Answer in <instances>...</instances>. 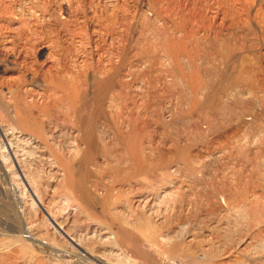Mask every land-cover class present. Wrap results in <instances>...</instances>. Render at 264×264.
Returning <instances> with one entry per match:
<instances>
[{
    "label": "rangeland",
    "instance_id": "1",
    "mask_svg": "<svg viewBox=\"0 0 264 264\" xmlns=\"http://www.w3.org/2000/svg\"><path fill=\"white\" fill-rule=\"evenodd\" d=\"M0 16L4 30L20 26L12 41L0 36V121L20 131L13 143L43 206L89 253L104 264H264V0H0ZM58 64L89 79L120 67V96L106 99L107 116L96 123L111 159L100 148L95 161L82 162L74 150L68 188L27 145L39 135L32 118L7 103L11 87L42 92L45 71ZM119 127L139 129L142 136L128 133L141 136L134 148L156 165L137 176L144 186L120 193L129 182L113 165L125 145ZM66 129L59 140L70 148ZM2 155L0 264H85ZM176 164L180 170L169 173Z\"/></svg>",
    "mask_w": 264,
    "mask_h": 264
},
{
    "label": "bare ground",
    "instance_id": "2",
    "mask_svg": "<svg viewBox=\"0 0 264 264\" xmlns=\"http://www.w3.org/2000/svg\"><path fill=\"white\" fill-rule=\"evenodd\" d=\"M14 7V6H13ZM12 7V8H13ZM16 7V6H15ZM10 7H5L4 8V12H2V18L7 16V12L9 11ZM15 9V8H14ZM13 9V10H14ZM20 9V8H19ZM16 10V9H15ZM1 17V16H0ZM1 18V20H2ZM11 19V17L9 18ZM14 24H6V29L4 30L1 25H0V36H4L5 38H7L9 41H12L14 38V32L17 31V29L20 27H14ZM23 27H27L26 25H22ZM180 27V26H179ZM22 28V27H21ZM21 28L19 29L18 33L20 32ZM3 29V30H2ZM26 29V28H25ZM16 30V31H15ZM22 31H24V29H22ZM22 31L20 32V34H22ZM26 31V30H25ZM24 31V33H25ZM7 34H6V33ZM17 33V32H16ZM23 33V34H24ZM6 34V35H5ZM19 34V35H20ZM22 34V35H23ZM20 37V36H19ZM29 36H27L28 38ZM21 38V37H20ZM26 38V37H25ZM17 39V38H16ZM29 39V38H28ZM30 41V40H29ZM28 41V42H29ZM173 41V40H172ZM178 42V41H177ZM19 44V43H18ZM174 44H172L173 46ZM177 45V44H176ZM49 46V45H48ZM44 47V46H42ZM174 47V46H173ZM172 49V48H171ZM50 52V51H49ZM125 55V53H124ZM122 56V55H121ZM133 56V55H132ZM125 57V56H124ZM130 57V56H129ZM120 58V57H119ZM122 59V57H121ZM129 59V58H128ZM31 60V59H30ZM112 60V59H111ZM109 60V62L111 61ZM118 60V59H117ZM132 60V59H131ZM115 61V60H114ZM112 60V64L114 62ZM127 62V61H126ZM129 62V61H128ZM111 63V62H110ZM118 65V62H116ZM132 63V62H130ZM129 63V64H130ZM111 64V65H112ZM115 64V63H114ZM32 65V64H31ZM109 65V64H108ZM116 65V64H115ZM121 65V64H120ZM113 66V65H112ZM134 66V65H133ZM132 66V68H133ZM110 69V67H109ZM113 69V71H111ZM120 69V67L118 68V66H114V68L111 67V70H109L111 76H107V74L105 75L106 77L104 78H91L89 79L86 74L85 71H80V72H75L72 71L68 68H66L65 66H62L60 64L56 65V67H51L49 69H47L45 72H48L46 77H45V89L42 92H39L35 89L28 91L26 89V91H21L19 89H15V88H10V100L7 101V103L9 105H15V107H17L19 109V111H21V113L27 114L28 117L32 118V122L34 123L36 129H38V136H34L33 138H30V140L32 141H28L26 140V143H28L27 145H30L34 156H36L37 161L38 162H42L43 164L45 163L50 169L52 168L55 171L56 174V178H57V182L61 183L63 182V186L68 185V182H70V178L74 177V172H73V162L69 161L71 158V154H73L72 152L74 150H77V152H79V154H81L82 156V162H87L89 160H93V158H95L97 152H99V149L102 147H100V144L102 143H97V141H99L100 139L98 138L97 135V130H96V123L98 122L97 120H99L98 118L100 117H106L107 113H106V108H105V102L107 98L112 99L111 101H115L116 97L118 98L120 95V89H119V84H118V80H116V77H118V70ZM130 69V68H129ZM128 69V71H129ZM2 71L1 67H0V72ZM106 72V70H104ZM113 72V73H112ZM134 72V69H133ZM196 72V71H195ZM127 74V73H126ZM109 75V74H108ZM129 75V74H128ZM120 76V75H119ZM133 76V75H132ZM119 78V77H118ZM124 80V79H123ZM121 81V80H120ZM125 82V81H124ZM126 83V82H125ZM123 84V81H122ZM128 86V85H127ZM121 87V86H120ZM31 89V88H30ZM119 89V90H118ZM124 89V88H123ZM200 90V88H199ZM32 98L30 99V101L28 99H26V96L29 97L28 94H30L29 92H32ZM124 91V90H123ZM194 91V90H193ZM196 91V90H195ZM126 92V91H125ZM197 92V91H196ZM128 93V92H127ZM31 95V94H30ZM34 96H38V98H43L45 97L46 103L44 105H38V103L35 102ZM128 96V94L126 95ZM3 97V96H2ZM122 97V96H121ZM120 97V98H121ZM125 97V96H124ZM37 98V97H36ZM199 98V97H198ZM197 98V99H198ZM220 98V97H219ZM197 99L195 100L197 102ZM208 99V98H207ZM210 99V97H209ZM199 100V99H198ZM211 100V99H210ZM119 101V100H118ZM212 101V100H211ZM116 102V101H115ZM199 102V101H198ZM118 104V103H117ZM195 104V103H194ZM197 104V103H196ZM2 105V103L0 104ZM4 105V104H3ZM198 105V104H197ZM206 105V104H205ZM209 105V104H208ZM115 106V103H114ZM117 106V105H116ZM196 106V105H195ZM210 106V105H209ZM116 108V107H115ZM219 108V107H218ZM39 109V115L36 116V114H34V112H36ZM109 109V107H108ZM133 109V107H132ZM134 111V110H133ZM181 111V110H180ZM179 111V115L180 113L184 112V111ZM192 111V110H191ZM111 112V111H110ZM181 113V114H182ZM186 113V112H184ZM189 113V112H188ZM22 114V115H24ZM110 114V113H109ZM112 114V113H111ZM176 114V113H175ZM191 114V113H190ZM218 114V113H217ZM48 118V123L45 124V122H43V118L42 116H45ZM131 115V114H130ZM26 116V115H25ZM184 116V114H183ZM26 117V118H28ZM112 117V116H109ZM108 117V118H109ZM131 117V116H130ZM177 117V116H176ZM181 117V116H179ZM29 118V119H30ZM118 118V117H116ZM135 118V117H134ZM137 121L139 120V117H137ZM106 119V118H105ZM131 119V118H130ZM134 120V119H133ZM174 120V119H173ZM176 120V119H175ZM104 121V120H103ZM136 120L132 121L135 122ZM118 122V121H117ZM131 122V123H132ZM113 123V122H112ZM129 123V124H131ZM114 124V123H113ZM128 124V127L130 126ZM136 124V122H135ZM100 125V124H99ZM104 125V124H102ZM115 125L118 126V124L115 123ZM114 125V126H115ZM120 125V124H119ZM132 125V124H131ZM138 125V123L136 124ZM144 125V124H143ZM109 126V125H108ZM107 126V127H108ZM115 126V127H117ZM121 126V125H120ZM134 126V125H133ZM61 127H66L69 131V133L71 134L72 137V146H70V148H66L65 145L63 146L61 144L60 139V134L59 131H61ZM99 127V126H98ZM124 127V126H123ZM121 127V128H123ZM127 127V126H126ZM132 127V126H131ZM137 127V126H136ZM139 127V126H138ZM145 127V126H144ZM120 128V127H119ZM120 128V129H121ZM143 128V127H142ZM64 129V128H63ZM104 129V128H103ZM116 129V128H115ZM132 129V128H131ZM135 129V126H134ZM133 129V131H134ZM129 130V128L127 129H121L117 131L119 134V137H121V141L124 142V146L122 147V149L118 152L117 150V156L116 157V162H114V170L115 173L121 174L122 177L126 180H128L126 184H128V187L125 188L126 186L124 184H122L119 187V193L123 190V191H127V190H132L135 185L137 186H144L143 182L137 181V176H139V173H143L144 176L145 173H149L151 172V163L150 159L151 155L147 156L146 152L142 151V149L136 151L134 147H136V145L134 146V144L136 143H140L137 142L140 141V137L142 136V134H140V132H138V128L136 129L135 133L131 134H138L141 135L139 136V138H135L136 136L132 135V137H130L128 135V133H126V131ZM101 131V130H100ZM104 131V130H103ZM112 131V130H111ZM116 131V130H115ZM144 131V130H143ZM19 132L17 130V128L13 126H11L9 123L8 124H3L0 121V133H1V137H2V144L0 145L1 147V160L5 163L8 161H12L14 163H16L17 165V171L18 173H20V179L23 181V184L27 187V189L29 190L31 196L34 198L35 201H38L41 205H42V209L45 213H47L50 216V220L54 226V228L56 229L57 233L65 237H67L70 241V243L79 248L81 250V252L83 253V255H85L84 257H87L88 259H91L92 261H96L98 263H102L104 264L101 259L97 256V255H93L91 253H89V251L87 250V248H85L84 246H82L79 242V240L77 239V237L75 235L77 234H72L70 232L71 229L67 228L65 229L60 223H58L54 217L50 214V212L48 211V209H46V207L43 206L42 200H41V196L39 195L38 191L36 190V186H35V181L30 178V175H28L27 170H25L22 162L24 161L23 159V155L21 156L22 153L19 154V151L15 148L14 143H13V139L18 137ZM99 132V129H98ZM102 132V131H101ZM108 132V129H107ZM106 133V132H105ZM66 134V133H65ZM130 134V135H131ZM144 134V133H143ZM63 135V134H62ZM101 135V134H100ZM106 135V134H104ZM109 135V134H108ZM117 135V134H116ZM21 136V134H20ZM170 136V135H169ZM168 136V137H169ZM62 137V136H61ZM64 137V136H63ZM100 137V136H99ZM103 137V134H102ZM100 137L102 140L103 138ZM109 137V136H108ZM118 137V138H119ZM116 138V137H115ZM117 138V139H118ZM177 138V137H176ZM17 139V138H16ZM108 139H111V137H109ZM113 139V138H112ZM111 139V140H112ZM120 139V138H119ZM106 140V139H105ZM116 141V140H115ZM114 141V142H115ZM118 141V140H117ZM108 142L110 143V141L108 140ZM113 142V143H114ZM175 142V141H174ZM105 143V142H104ZM119 143V141H118ZM179 143V142H178ZM177 143V144H178ZM116 144V143H115ZM103 145V144H102ZM107 147L108 143H106ZM110 145V144H109ZM114 145V144H113ZM111 145V146H113ZM118 145V144H117ZM120 145V144H119ZM139 145V144H138ZM182 145V144H181ZM121 146V145H120ZM142 146V145H141ZM148 146V145H147ZM146 146V147H147ZM192 146V145H191ZM116 147V145H114V148ZM119 147V146H118ZM117 147V148H118ZM149 147V146H148ZM179 147V146H178ZM178 147L176 149H178ZM105 147L101 148L104 151V155L107 157V151L109 150H105ZM113 148V147H112ZM121 148V147H119ZM139 148V147H137ZM142 148V147H141ZM181 148V147H180ZM179 148V149H180ZM109 149V148H108ZM111 149V148H110ZM150 149V148H148ZM114 150V149H113ZM112 150V151H113ZM26 151V149H25ZM102 151V150H101ZM111 151V150H110ZM147 151V150H146ZM150 152V150L148 151ZM181 152V151H180ZM185 152V151H184ZM26 153V152H25ZM28 153V152H27ZM0 154V155H1ZM107 154V155H106ZM151 154V153H148ZM100 155V154H99ZM102 155V154H101ZM111 154L108 155V157ZM104 158V156H100V158ZM113 157V155H112ZM33 158V157H31ZM111 159V157H109ZM190 158V157H189ZM99 159V158H98ZM106 159V158H105ZM104 159V161H105ZM109 159V160H110ZM108 160V162H109ZM112 160H115L112 159ZM95 161V159L93 160ZM92 161V162H93ZM97 161V160H96ZM103 161V160H102ZM107 161V159H106ZM35 162V160H34ZM36 162V163H38ZM107 162V164L109 165V163ZM111 162V161H110ZM96 163V162H94ZM93 165H97L94 164ZM32 164H34L32 162ZM39 164V163H38ZM65 164V166L67 165L70 171H69V176L67 175L68 172L65 174L68 178L65 180L63 178H60L61 175H63L62 171V166ZM83 164V163H82ZM88 164V163H87ZM105 164V162L103 163ZM106 164V165H107ZM155 164V163H154ZM154 164L152 166H154ZM86 166V164H84ZM102 165V162H101ZM107 165V166H108ZM113 165L110 167V169L113 170ZM100 166V164H99ZM156 166V165H155ZM154 166V167H155ZM82 167V165H81ZM88 167V165H87ZM181 166H178V164L173 165L171 167V169L168 170V172L170 173H177L180 170ZM90 168V167H88ZM31 169V168H30ZM140 171V172H139ZM90 172V171H89ZM114 172V171H113ZM83 175H81V180H83V177L86 178L87 176V170L84 169V172L82 173ZM19 175V174H18ZM91 174L89 173V176ZM151 175V174H150ZM121 177V178H122ZM118 178V177H117ZM122 178V179H123ZM146 178V177H145ZM148 178V177H147ZM74 179V178H73ZM72 181H75V179ZM87 179V178H86ZM71 181V182H72ZM86 181V180H84ZM70 182V183H71ZM66 183V184H65ZM69 183V185H70ZM73 183V182H72ZM147 183H151L148 179ZM62 184V183H61ZM169 184V183H168ZM171 184V183H170ZM68 185V186H69ZM73 185V184H72ZM71 185V186H72ZM75 185V184H74ZM78 185V184H76ZM148 185V184H147ZM145 185V187L147 186ZM150 185V184H149ZM174 185V184H173ZM70 186V188H71ZM78 187V186H77ZM164 187V185H163ZM68 188V187H67ZM72 188H75L72 186ZM143 188V187H142ZM149 188V186L147 187ZM151 189V188H150ZM177 189V188H176ZM72 190V189H71ZM75 190V189H73ZM55 191H57L55 189ZM59 191V189H58ZM171 191V190H170ZM173 191V190H172ZM57 193V192H55ZM60 193V192H59ZM67 193V192H66ZM142 193V192H141ZM151 193V192H150ZM148 193V194H150ZM58 194V193H57ZM61 194V193H60ZM69 194V193H68ZM65 195V194H64ZM147 196V195H146ZM153 195L151 194L150 198H147L149 201L151 200L150 203L151 205L154 204V198L152 197ZM58 197V196H57ZM59 197H62L59 195ZM58 197V198H59ZM148 197V196H147ZM60 199V198H59ZM64 202H66L67 205L70 204V199L68 197H63ZM142 199V198H141ZM144 199V198H143ZM142 199V200H143ZM146 199V200H147ZM147 200V201H148ZM141 201V200H140ZM61 202H63V200L61 199ZM102 202H99L97 205L96 203H93L92 206L95 208H97L99 206V204H101ZM65 204V203H63ZM103 206V204L101 205ZM150 210V209H149ZM151 211V210H150ZM81 216V214H80ZM79 216V217H80ZM89 223V222H88ZM91 227V226H90ZM69 229V230H68ZM82 230V229H81ZM93 231V229H92ZM86 232V230H85ZM98 232V231H97ZM96 232V233H97ZM100 232V231H99ZM74 233V232H73ZM88 233V232H86ZM90 233V232H89ZM101 233V232H100ZM109 232L103 231L101 234L103 235H107ZM99 234V233H98ZM62 236V237H63ZM38 238V237H37ZM36 238V239H37ZM107 239V238H106ZM34 240V239H33ZM39 240V239H38ZM36 240V242L38 241ZM108 240V239H107ZM40 241V240H39ZM34 242V243H36ZM87 258L85 259V264H91L89 261H87ZM83 259V258H82ZM106 264V263H105Z\"/></svg>",
    "mask_w": 264,
    "mask_h": 264
},
{
    "label": "built area",
    "instance_id": "3",
    "mask_svg": "<svg viewBox=\"0 0 264 264\" xmlns=\"http://www.w3.org/2000/svg\"><path fill=\"white\" fill-rule=\"evenodd\" d=\"M177 264H180V263H177Z\"/></svg>",
    "mask_w": 264,
    "mask_h": 264
}]
</instances>
